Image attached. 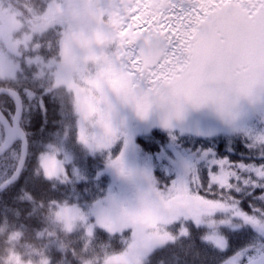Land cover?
Returning a JSON list of instances; mask_svg holds the SVG:
<instances>
[{
	"label": "snow or ice",
	"instance_id": "6c2138e0",
	"mask_svg": "<svg viewBox=\"0 0 264 264\" xmlns=\"http://www.w3.org/2000/svg\"><path fill=\"white\" fill-rule=\"evenodd\" d=\"M104 2L116 26L113 55L93 70L88 88L63 71L62 26L23 54L0 50L8 76L0 82V189H7L0 199V232L10 236V244L0 246V264L2 258L20 264L9 254L13 245L25 260L45 255V264H81L78 253L98 256V264H152L164 250L169 255L157 264H264V133L251 137L243 157L198 150L186 176L168 183L146 170L145 184L130 202L109 195L97 202L95 220L83 206L89 185L78 191L67 186L82 178L75 166L82 165V154L77 150L71 163L65 147L104 153L110 168L132 174L125 158L132 136L114 119L118 99L109 87L147 97L171 92L193 108L218 100L238 104L264 92V0ZM137 107L147 120L151 114ZM186 110L181 105L159 120L173 139ZM217 111L225 120L234 117L223 103ZM30 162L43 192L16 183ZM33 217L43 222L39 232L20 222ZM97 226L112 235L127 231L124 248L98 246ZM29 237L40 241L38 248L22 243Z\"/></svg>",
	"mask_w": 264,
	"mask_h": 264
},
{
	"label": "clouds",
	"instance_id": "9594fccd",
	"mask_svg": "<svg viewBox=\"0 0 264 264\" xmlns=\"http://www.w3.org/2000/svg\"><path fill=\"white\" fill-rule=\"evenodd\" d=\"M0 8L6 13L0 17V50L5 53L12 48L23 54L34 41L39 42L52 29L62 26L59 53L68 79L88 88L87 81L93 70L112 60L116 26L112 24L110 9L104 0H15L11 4L8 0H0ZM9 59L13 64L19 63L15 57ZM7 81V64H0V82ZM108 92L113 99H118L117 109L128 106L138 117L141 115L138 105H143L150 114L158 112L160 117L175 115L181 105L187 109L191 107L171 92L156 97L141 96L138 91L131 89L109 87ZM221 103L236 115L238 104L232 100H218L204 107L212 108L219 114L217 107ZM52 232L56 234L54 228ZM22 243L38 248L40 241L29 237ZM7 244H10V236L0 232V246ZM8 251L10 255L20 257V264H45L48 259L41 255L39 258L30 257L25 260L24 253L16 250L14 245ZM77 255L81 264H98V256ZM2 259L3 264H7V258Z\"/></svg>",
	"mask_w": 264,
	"mask_h": 264
},
{
	"label": "rangeland",
	"instance_id": "374dc122",
	"mask_svg": "<svg viewBox=\"0 0 264 264\" xmlns=\"http://www.w3.org/2000/svg\"><path fill=\"white\" fill-rule=\"evenodd\" d=\"M5 15V11L3 8H0V17ZM14 16V13L12 14ZM242 102L240 103V106L237 108L236 115L229 119L225 120L222 118L219 114L216 113V111L209 107H201V108H193V114L195 118L198 121L203 122V118L205 116H208L207 124L201 125V122L195 121L194 118L188 117V115L185 113L183 118L180 120H177L176 126L182 128L189 127L192 131L190 133L197 135V136H205L206 138H213L215 135L219 133H223L225 131V126L229 122L232 123L233 126L238 127L241 131L248 130L249 126H252L254 129H264V92H259L253 99L243 98L241 99ZM119 110V109H118ZM117 110V111H118ZM116 111V112H117ZM133 111H128V115L130 116ZM129 116H127L125 113H122L118 119L117 116L114 115V118L117 122L121 123L129 132V134L132 136V144L128 147L126 150V163L131 171L130 176H122L115 170H109V174L111 176L108 177L107 182L97 184V192H104V194L93 201V203L90 204V202H83L84 210L90 214V218L92 220H95V212H96V204L98 201H105L109 195H113L118 197L119 199L130 202L136 193L140 190L141 187L145 184V177L144 172L150 171L152 174V170L150 167V164L148 162V159L145 158L142 153L140 152V145L138 144V138L137 135L140 134V131L138 130L136 124L133 126L125 125L123 122L127 118L128 121L131 119ZM261 116V117H260ZM136 118L138 119L139 123L144 126V123L148 124V126H160L159 120L160 115L158 112H153L150 117L145 120L136 115ZM134 119V118H132ZM158 122V124H156ZM193 128H197L198 131H193ZM167 134L169 135L168 131L166 130ZM251 133V129L249 130ZM179 133H182L180 131H176V136L179 135ZM149 136V135H148ZM145 136L144 138L148 137ZM170 140V144L165 147L161 146V152L157 155H154L155 159H160L161 161H166V169L168 172H175L176 176H174L173 180L180 179L184 176H186L189 165L197 160L198 151H192L188 148H183L179 143H177L175 140ZM65 147L67 148L68 152L73 156V161L71 163H74L76 160V151L78 150L82 156V161L84 162L86 153L91 154V151H89L86 147L82 145H69L65 144ZM122 145L118 144L114 151L115 153H119L121 150ZM75 150V151H74ZM97 158L104 159L107 161L106 154L101 152L92 153ZM83 164V163H82ZM108 164V163H107ZM77 168H79L80 165H75ZM81 171V170H80ZM156 173V172H153ZM83 176H85L83 174ZM152 176L156 179V176L152 174ZM83 177V179H85ZM92 178V177H90ZM157 180V179H156ZM158 181V180H157ZM99 227V226H97ZM97 233V230H95V234ZM129 236V233L125 231L123 235H121L122 240L120 239V236H117L118 240L121 243V249L122 250L126 244L127 237ZM124 237L126 238L124 240ZM119 250V251H120Z\"/></svg>",
	"mask_w": 264,
	"mask_h": 264
},
{
	"label": "trees",
	"instance_id": "16d2710c",
	"mask_svg": "<svg viewBox=\"0 0 264 264\" xmlns=\"http://www.w3.org/2000/svg\"><path fill=\"white\" fill-rule=\"evenodd\" d=\"M9 2L11 3H15V0H9ZM225 131L222 133V140L223 143L225 142L228 147L230 148V150H233L234 153H232L227 146H223L222 145V149L224 154H228L229 156L236 158V157H243L245 155H247L248 153L246 152V148L247 145L251 139V137L253 135L256 134H261L264 133V129L260 128V129H254L252 126L248 127V130L246 131H239V129H237L235 126H233V124L231 123H227V125L225 126ZM251 129V133L249 132V130ZM39 129L37 128H30V132L32 133L33 136H38L39 133ZM151 141L146 142L147 144L144 145L143 143H138L140 145V152L142 153V155L148 159V162L150 164L151 158L149 157L150 153H154L155 150H157V146L149 143ZM34 143H40V140L37 139L36 141H34ZM209 142L208 141H201V140H191L189 142H186L185 145H191L192 148H198L201 146H205L207 145ZM226 149H228V152L226 151ZM84 163L87 165L88 168L90 169H84V170H90L93 174L92 175H97L98 178L97 180H102L103 179V175H98L100 173L99 170H101L103 168V161L101 158H97L94 154L86 156ZM32 167L33 164L32 162H30L27 166V168L25 169V173L22 177L21 180H19L17 183L21 184L22 186H24L25 184H29V186L32 189H35L38 191V193L43 192V184L42 182L39 180V178L36 179H32ZM97 180H94V182H97ZM81 184H85V185H89L87 188H85L83 191L86 194V196L88 197L86 199V201L90 202L93 201L97 196V194L93 191L95 189V187L92 185L93 183L91 181H87L84 180L82 182H78L76 184H72L71 182H69V184L67 185L71 190H79V186ZM7 191V190H6ZM3 198V196H2ZM23 215H26L23 214ZM21 224L26 225L29 229L31 230H38L39 228H41L43 226V222L38 218V217H33V218H28L27 221H25L24 219H21ZM95 243L98 246H108L110 247L112 250H118L121 247V243L118 240V238L116 236H112L110 234H108L106 231L99 229L97 232L96 237L94 238ZM169 255L167 250L164 251H158L157 253L154 254L153 259H152V264H157V262L161 259V258H167Z\"/></svg>",
	"mask_w": 264,
	"mask_h": 264
},
{
	"label": "bare ground",
	"instance_id": "6f19581e",
	"mask_svg": "<svg viewBox=\"0 0 264 264\" xmlns=\"http://www.w3.org/2000/svg\"><path fill=\"white\" fill-rule=\"evenodd\" d=\"M226 151L228 152V149H226ZM149 157L151 158V161H152V159H153V154L150 153ZM81 168H84V169H90V168L87 167V165H86L85 163L81 165Z\"/></svg>",
	"mask_w": 264,
	"mask_h": 264
},
{
	"label": "flooded vegetation",
	"instance_id": "af4514ba",
	"mask_svg": "<svg viewBox=\"0 0 264 264\" xmlns=\"http://www.w3.org/2000/svg\"><path fill=\"white\" fill-rule=\"evenodd\" d=\"M11 167V165H9ZM3 192L0 190V199H2Z\"/></svg>",
	"mask_w": 264,
	"mask_h": 264
}]
</instances>
